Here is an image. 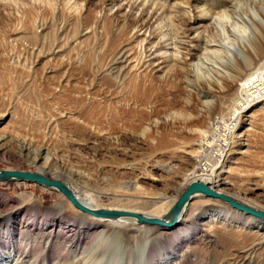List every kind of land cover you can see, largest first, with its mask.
I'll use <instances>...</instances> for the list:
<instances>
[{
    "label": "rangeland",
    "instance_id": "rangeland-1",
    "mask_svg": "<svg viewBox=\"0 0 264 264\" xmlns=\"http://www.w3.org/2000/svg\"><path fill=\"white\" fill-rule=\"evenodd\" d=\"M5 1H12V7L0 8V170L39 173L106 205L140 207L138 202L159 199L162 202L144 208L163 213L195 181L196 145L202 132L233 113L234 99L242 94L240 84L234 87L225 81L217 70L221 69L218 57L208 51L192 58L181 50L177 58L183 69L165 68L172 46L163 55L164 50L155 49L158 35L148 39L149 44L140 43L147 30H134V23L121 13L115 17L116 6L103 21L98 0L89 4L85 0ZM217 1L154 2L165 7L188 2L185 8L195 18ZM75 3L80 7L85 3L81 12L75 10ZM39 26L49 28L42 34L54 36L44 41L38 54L26 38L41 32ZM186 30H190L188 18H177L162 29L168 36L161 41L171 37L183 42L181 34ZM222 38L214 31L206 40L218 45ZM145 53H153L154 67H148ZM122 54L121 64L110 68ZM240 60L236 58L237 63ZM221 86L226 88L220 91ZM208 90L212 99L204 98ZM263 104L250 107L231 132L230 155L220 169L226 172L221 176L225 182L218 188L264 210V112L259 111ZM250 114L254 117L248 118ZM21 196L25 203L19 202ZM64 202L59 193L37 184L0 182V203L23 204V214L31 217L51 220L52 208ZM198 202L206 204L192 218L200 235L181 240L169 264H264V244L250 250L255 228L231 222L221 233L223 227L214 224L212 241L197 218L201 212L222 210L223 203L210 198ZM62 209L67 217L79 214L65 203ZM3 212L0 208V217ZM137 227L139 231L123 242L108 237L106 244L112 251L84 255L79 261L142 264L144 243L155 246L154 260L178 243L158 227ZM4 263L15 262L11 258L0 264Z\"/></svg>",
    "mask_w": 264,
    "mask_h": 264
},
{
    "label": "bare ground",
    "instance_id": "bare-ground-1",
    "mask_svg": "<svg viewBox=\"0 0 264 264\" xmlns=\"http://www.w3.org/2000/svg\"><path fill=\"white\" fill-rule=\"evenodd\" d=\"M85 1H87L88 4L91 2V0ZM98 1L101 10L104 12L101 20L108 21L107 12L116 6L117 15L115 14V17H118V14L121 13L125 20L134 23V30H138L139 28L138 32L147 30L146 33L142 34L143 38L140 43L145 42L149 44L147 40H154L156 39L154 36L158 35L160 38L155 49L160 48L164 50L163 55L167 54L168 51L172 49L169 53L165 68L174 70L183 69L184 63L182 62L183 64H181L180 60L177 58L181 50L185 52V56H190L192 58L201 51H208L218 57L217 62L218 65L221 66V69L217 70L221 72L225 81L234 87L240 84L239 87L241 88L242 94L234 99V107H232L233 113L228 117H221L219 120L216 119V121L211 123L208 132H202L201 140L198 145H196L198 151L195 157L197 175L194 176L196 177L194 180L206 184L210 189L219 194L231 197L218 188V183L225 182V179H221V176L226 172L220 171V169H222L230 155V134L234 128L236 129L237 125H239L241 117H245L242 115H244L250 107L264 103V0H231L230 2L220 0L213 2L210 7L201 9L199 15L195 18L191 16L190 11L185 8L188 2L185 3V5L184 3H178L176 6L173 4L169 7H165L163 4L154 2L155 0ZM10 2L0 0V8L10 7ZM31 2L33 1L31 0ZM69 2L70 0L68 3ZM74 7L75 10L79 9V12H81L85 7V3L84 6L81 5V7L79 4L75 3ZM174 7L179 8L181 11H175L173 9ZM182 17L188 18L190 23V30H186V34H181L183 35L182 38L185 40L183 42L177 40L176 42L174 38L169 37L161 41L168 36L162 29L168 27L172 22L174 23L175 19ZM198 23H203V25L194 28ZM41 28V32L28 35L26 38L30 45L35 47V51H37L38 54L41 52L40 46L44 44V41L51 40L54 36L52 34H42L49 28L44 26ZM214 31L218 32L219 35L221 34L223 37L222 41L218 42V45L215 44V41L209 42L206 40ZM169 40H173L174 42L166 43ZM170 45L172 48L169 49L168 46ZM39 47L40 49H38ZM124 55L125 54L119 55L120 57H117L115 63L112 64L110 68L113 65L121 64ZM152 55L153 53L149 55L145 53V57L149 58L148 67L151 65L153 67L155 66L154 63L156 58L151 59ZM237 57L241 58L239 63L236 62ZM156 67H158V65ZM223 88H226V86H221L220 91H222L221 89ZM203 95L204 98H211L214 96L209 90L205 91ZM259 111L264 112V104L260 106ZM253 117V114L248 116V118ZM248 130V128L245 129V131ZM36 160L37 158L34 159V161ZM64 185L72 191L75 199L88 209L128 212L146 218L160 219L164 217L163 215L170 211L172 205L175 204L178 199L174 198L166 208L164 207L161 210L163 213H152L149 212L148 209H145L144 206L147 205V207L150 206L151 208L152 205H157L159 202H162V200L158 199L155 201L156 199H154L150 202H138L140 207L136 206V204L128 207H121L119 204L106 205L97 202L94 196L85 191L78 192L72 186ZM49 190L59 193L55 189ZM59 194L65 199V204H68L71 208L79 212L78 216L67 217L62 209L64 203H59L52 208L51 211L53 214L55 213V216H53L51 220H44L31 217L25 213L23 214V204L7 205L5 203H0V208L4 209L3 215L0 217V263L12 258L15 262L14 264H55V262H57V264H86L88 258L85 261H79L80 259H85L82 258L84 255L87 256L97 252L105 254L108 253V251H112L109 248L110 246L106 244L108 237L112 236L115 242L116 240L117 242H123V240L129 239V235L139 231L137 229L139 224H137L134 218L95 217L75 208L65 196L61 193ZM22 197L23 196L20 197L21 199H19V202L25 203ZM105 198L108 197L105 196ZM204 198L209 199L201 195H195L192 198L184 207L176 227L166 229L155 226L162 229L164 231L163 234L174 236L178 243L165 253L164 256H159L156 260L153 259L154 256L152 254L156 249L155 246L150 242L144 243L147 244L145 253L146 258H143L142 264H169L176 256L177 247L180 244L179 242H181V240L191 239L192 236L194 237L196 234H199V232L196 231L197 223L196 221L194 222L192 218L197 210L206 205L204 202H198L199 199ZM215 200L217 203L222 202L223 204H221L224 208L218 210V212L214 214L201 212L197 218V221L202 222L200 225L204 227L202 231H204L209 238L213 239L212 241L215 240V233L210 230L212 225L217 224L219 227H223L220 231L223 233V230L225 232L226 228L231 226V222L239 223V221H241L243 226L249 229L255 228L257 230L254 243L250 245V250H254L259 246L261 247L262 244H264L263 220L234 210L226 202L218 199ZM234 200L256 211L264 212L262 208L253 207L245 201L239 199ZM35 204L40 206L37 202H35ZM230 209L233 210L236 216L231 215ZM201 218L203 220H201ZM74 254L76 256L79 255L80 258L76 260L71 258ZM5 256L6 258H4Z\"/></svg>",
    "mask_w": 264,
    "mask_h": 264
},
{
    "label": "water",
    "instance_id": "water-1",
    "mask_svg": "<svg viewBox=\"0 0 264 264\" xmlns=\"http://www.w3.org/2000/svg\"><path fill=\"white\" fill-rule=\"evenodd\" d=\"M26 182L44 186L48 189H55L69 200L73 206L85 213L91 214L95 217L120 218L128 217L134 218L139 225L158 226L161 228L171 229L176 227L179 222V217L184 207L192 200L195 195H201L206 198H214L226 202L229 206L245 215L252 216L264 221V212L256 211L250 207L238 203L229 196L219 194L210 189L206 184L200 182H192L186 190L181 193L178 200L172 206L170 211L162 218H146L138 214L120 211H104L91 210L82 206L74 197L72 191L68 189L63 183L47 179L43 175L29 171L19 170H0V182Z\"/></svg>",
    "mask_w": 264,
    "mask_h": 264
},
{
    "label": "built area",
    "instance_id": "built-area-1",
    "mask_svg": "<svg viewBox=\"0 0 264 264\" xmlns=\"http://www.w3.org/2000/svg\"><path fill=\"white\" fill-rule=\"evenodd\" d=\"M224 145V144H223Z\"/></svg>",
    "mask_w": 264,
    "mask_h": 264
}]
</instances>
